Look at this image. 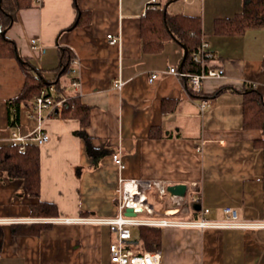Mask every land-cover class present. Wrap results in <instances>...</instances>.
Masks as SVG:
<instances>
[{
    "label": "crops",
    "instance_id": "obj_1",
    "mask_svg": "<svg viewBox=\"0 0 264 264\" xmlns=\"http://www.w3.org/2000/svg\"><path fill=\"white\" fill-rule=\"evenodd\" d=\"M150 2L32 0L15 11L5 33L17 53L72 98L45 116L48 142L26 140L39 145V196L27 191L24 178L0 169V264H114L115 235L101 219L118 216L131 179L163 180L167 189L187 185L184 196L168 190L165 200L153 190L155 212L145 217L210 222L159 226L162 264H264V226L217 224L226 207L240 221L264 222V128L249 125L245 109L251 90L264 98V23L217 31L216 20L233 18L245 0H156L154 9L165 5V12L201 17L211 66L225 71L206 77L194 93L187 78L167 71L180 69L183 45L170 39L157 52L145 50L141 18ZM33 38L40 49L32 47ZM64 48L79 59L74 72L61 70ZM152 72L159 73L153 82ZM26 80L18 56H0V151L15 142L13 132L28 136L38 127L31 105H21L19 125L9 120V101ZM76 100L85 111L65 116ZM116 152L124 167L114 161ZM41 201L56 204L58 215L35 213Z\"/></svg>",
    "mask_w": 264,
    "mask_h": 264
},
{
    "label": "trees",
    "instance_id": "obj_2",
    "mask_svg": "<svg viewBox=\"0 0 264 264\" xmlns=\"http://www.w3.org/2000/svg\"><path fill=\"white\" fill-rule=\"evenodd\" d=\"M32 0H2V14L0 19V56H18L27 72V80L22 92L9 101V120L11 125L20 124V107L22 104L34 105L35 96L41 89L48 85L44 78L32 71L31 62L19 56L13 41L7 36L8 29L15 20V11L27 6ZM264 23V0H245L241 12L233 18H218L216 20L217 31H238L247 26H257ZM202 19L199 15L176 14L169 10L165 12V5L154 9L149 7L141 18V36L145 50L157 52L163 48L166 41L175 39L181 45L186 46L187 55L183 67L180 70L186 72H201L203 67L194 59V53L202 45ZM73 54L68 49L61 52V70L69 71ZM212 59L207 60L205 67L211 66ZM56 84L59 81H53ZM245 109L247 123L264 128V98L255 89L246 95ZM85 111V107L75 101V108L68 107L64 110L65 116L78 114ZM264 148V137L261 140ZM23 146V148H22ZM0 169L7 171L12 177H22L25 180L27 191L33 196L40 195V150L34 141L25 143L13 142L0 151ZM34 212L39 215H58L56 204L39 202L33 206ZM138 234H134L129 247L139 248L140 252L157 251L161 246V227L153 225H139Z\"/></svg>",
    "mask_w": 264,
    "mask_h": 264
},
{
    "label": "built area",
    "instance_id": "obj_3",
    "mask_svg": "<svg viewBox=\"0 0 264 264\" xmlns=\"http://www.w3.org/2000/svg\"><path fill=\"white\" fill-rule=\"evenodd\" d=\"M156 0H151L149 7L156 8ZM111 43L118 42V38L112 34L108 35ZM32 47L34 49H40L41 44L33 38L31 40ZM214 54L208 47V42L203 40L202 45L198 51L194 53V59L199 61L203 67L201 72H186L178 69L175 66H170L167 71L180 75L181 77L187 78L190 82V90L194 93L201 92L203 80L208 77H220L225 74L223 68L220 67H205L207 60L213 59ZM70 72L75 71L76 65L79 63L78 58H72ZM159 77L158 72H152L149 81L153 82ZM124 81L117 79L115 86L121 88ZM72 85L76 88L81 86V80L78 78L73 79ZM74 96V95H73ZM72 98L71 95H64L59 91V88L54 83H49L44 86L41 91L34 98L33 114L38 120V127L33 130L28 136L22 135L19 132H13L12 139L15 142L25 143L27 139H35L40 145L50 140V134L45 131L44 120L45 116H51L53 112L60 111L66 107L68 101ZM207 102L203 101V105ZM48 112V113H47ZM23 148V146H22ZM114 161L120 166L124 167L120 152L113 154ZM153 190L157 191V197L160 200L169 198L167 189V183L163 180H145V179H131L125 181L121 197L118 200V216L110 219H101V221L107 222L111 226V230L115 235L114 240L111 243V260L114 264H162V254L160 251H145L140 252L135 250L133 247H129L133 239V227L139 225H153V226H180L181 224L196 225L201 223L206 225L210 222L202 220L200 222L188 220V221H177L167 218L153 219L147 217H140L138 214L146 212L153 214L155 209L150 203L149 198ZM199 196H193L192 200L197 201ZM144 201L145 205L142 207L137 206V203ZM177 204L181 205L182 200ZM150 206V207H149ZM133 207L136 215H126V208ZM204 212H208V209H204ZM225 219L223 222L217 224L223 226H264V222H244L240 221L237 210L231 207L225 208Z\"/></svg>",
    "mask_w": 264,
    "mask_h": 264
},
{
    "label": "water",
    "instance_id": "obj_4",
    "mask_svg": "<svg viewBox=\"0 0 264 264\" xmlns=\"http://www.w3.org/2000/svg\"><path fill=\"white\" fill-rule=\"evenodd\" d=\"M184 47V58L181 62L180 68H182L183 64H184V59L187 55V48L186 46ZM168 190L173 194V195H180V196H184L186 194L187 191V185L184 183H178V184H171L168 186ZM137 213L134 211L133 207H127L126 208V215H136Z\"/></svg>",
    "mask_w": 264,
    "mask_h": 264
},
{
    "label": "rangeland",
    "instance_id": "obj_5",
    "mask_svg": "<svg viewBox=\"0 0 264 264\" xmlns=\"http://www.w3.org/2000/svg\"><path fill=\"white\" fill-rule=\"evenodd\" d=\"M158 205V204H157ZM140 217H145V216H147L146 214H143V213H140V214H138ZM133 229V232H134V234L136 235V234H138V228L137 227H133L132 228Z\"/></svg>",
    "mask_w": 264,
    "mask_h": 264
},
{
    "label": "bare ground",
    "instance_id": "obj_6",
    "mask_svg": "<svg viewBox=\"0 0 264 264\" xmlns=\"http://www.w3.org/2000/svg\"><path fill=\"white\" fill-rule=\"evenodd\" d=\"M145 202L144 201H142L141 203H137V206H139V207H142V206H144L145 204H144ZM150 207V206H149Z\"/></svg>",
    "mask_w": 264,
    "mask_h": 264
}]
</instances>
